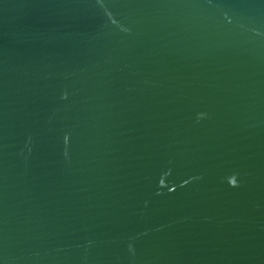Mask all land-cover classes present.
<instances>
[{
	"label": "water",
	"instance_id": "obj_1",
	"mask_svg": "<svg viewBox=\"0 0 264 264\" xmlns=\"http://www.w3.org/2000/svg\"><path fill=\"white\" fill-rule=\"evenodd\" d=\"M0 264H264V0H0Z\"/></svg>",
	"mask_w": 264,
	"mask_h": 264
}]
</instances>
